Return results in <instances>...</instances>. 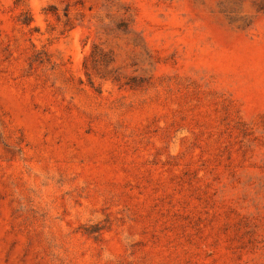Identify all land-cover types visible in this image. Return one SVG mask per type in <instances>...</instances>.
I'll use <instances>...</instances> for the list:
<instances>
[{"label":"rangeland","instance_id":"rangeland-1","mask_svg":"<svg viewBox=\"0 0 264 264\" xmlns=\"http://www.w3.org/2000/svg\"><path fill=\"white\" fill-rule=\"evenodd\" d=\"M0 264H264V0H0Z\"/></svg>","mask_w":264,"mask_h":264}]
</instances>
